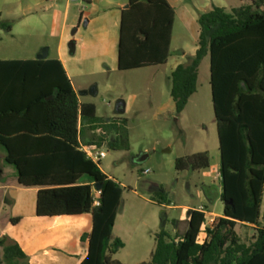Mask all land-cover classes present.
<instances>
[{"label": "trees", "instance_id": "16d2710c", "mask_svg": "<svg viewBox=\"0 0 264 264\" xmlns=\"http://www.w3.org/2000/svg\"><path fill=\"white\" fill-rule=\"evenodd\" d=\"M128 4L121 15L118 69L166 63L174 8L167 0ZM263 4L244 0L231 10L214 6L200 14L197 50L171 73V96L180 114L197 90L202 61L210 57L223 215L199 241L205 214L192 210L186 231L173 235L161 229L151 260L138 264H264ZM11 28L0 18V29ZM105 145L129 150L128 119L107 121L97 115L93 102H81L60 59H0V147L5 161L14 166L21 185L38 188L39 216L91 214V231L81 237L87 253L80 264H123L111 255L125 246L112 235L126 187L82 150ZM210 163L209 152L202 151L177 157L175 168L202 170ZM152 200L169 204L164 188ZM238 224L253 229L249 242L236 230ZM0 252V264H29L8 236L0 237Z\"/></svg>", "mask_w": 264, "mask_h": 264}, {"label": "rangeland", "instance_id": "374dc122", "mask_svg": "<svg viewBox=\"0 0 264 264\" xmlns=\"http://www.w3.org/2000/svg\"><path fill=\"white\" fill-rule=\"evenodd\" d=\"M65 1H57L61 12L65 9ZM79 1L74 0L72 3ZM172 1L176 5V17L169 64L120 71L122 74L114 81L116 89L113 91L108 88L109 84H113L109 83L111 79L95 76L92 80L99 85V91L87 96L88 100L95 102L97 115L105 120L110 121L117 117L128 119L129 150H113L105 145L106 156L100 160L101 170L126 187L117 213L116 230L112 235L113 239L116 235H121L125 246L111 255L113 260L123 264L149 262L156 246L155 234L163 228L173 232L172 219L179 221L177 229L179 233L185 230L187 217L184 210L170 209L152 200L154 193L161 188L169 193L171 204L177 207L179 204L197 206L205 193L209 196L211 211H222L224 207L220 200L221 185L214 184L219 180H213L212 176L203 177L206 171L217 173L220 162L214 110L201 112L205 118L204 130H201L198 123L201 114L193 106L180 114L156 115L155 112L162 99L161 93L168 91L172 84L168 73L170 63L183 52L192 53L197 46L199 34L197 16L214 6H226L228 9L230 6L238 7L244 0H184L183 3L178 2L179 0ZM54 4L55 0H0L2 18L12 26L11 31L0 29V56L37 58L38 54L34 53L37 47L41 48L42 52L48 45L55 46L57 38L51 36L52 20L49 16ZM185 4L189 6L185 7L187 6ZM263 9L264 4L261 7V10ZM207 63L210 65V57L207 58ZM209 74V69L208 73H205L203 68L200 77L204 84H208ZM73 80L76 86L81 81L88 82L86 78ZM149 83H153L150 91ZM131 96L136 97L131 111L119 113L117 111L119 102L129 101ZM202 151H208L210 154L209 168L176 170L177 157ZM144 152L149 154L148 158L137 163L136 159ZM147 168L151 169V172L143 174L142 171ZM15 173L14 166L5 161L4 151L0 147V180L14 181ZM87 178L88 176L84 177ZM210 186H213L215 191L211 192ZM1 195L0 190V199ZM261 211L264 214V201ZM150 230H153L152 233ZM236 230L244 241L251 240L253 236L251 227L238 224Z\"/></svg>", "mask_w": 264, "mask_h": 264}, {"label": "crops", "instance_id": "0c3cea01", "mask_svg": "<svg viewBox=\"0 0 264 264\" xmlns=\"http://www.w3.org/2000/svg\"><path fill=\"white\" fill-rule=\"evenodd\" d=\"M57 1L58 0H55L53 10L49 14L52 20L51 36L57 38V43L55 46L48 45V57L61 60L78 94L79 100L81 102H93L87 99L90 93H97L99 91V85L92 80L93 77L102 76L104 79H111L109 83L113 84H109L108 88L113 91L116 89L114 81L119 74H122L120 71L123 70L118 69L120 24L122 11L129 7L128 0H80L75 3H72L74 0H66L63 12L58 8ZM167 1L174 8L176 17V5L172 0ZM178 2L183 3L184 0H179ZM185 5H187L185 7L189 6L188 4ZM221 7L227 10L235 8V6H230L229 9L226 6ZM27 10V12H29V9ZM199 16H197V21ZM0 18L3 19L1 12ZM52 48L54 49L53 55L51 56L50 53ZM40 49L41 48L37 47L34 53L39 55L41 53ZM196 50L197 46H195L192 53L183 52L180 57L176 56L173 59L172 63H170V70L168 72L170 73V77L172 71L179 64L187 62L188 58L192 57ZM171 56L172 54L169 48V56L165 64H169V58ZM208 57L209 56H206L201 63L197 90L192 94L188 104L182 112L188 110L191 106L197 108L200 114L204 110H214L210 74L208 84H204L200 77L203 68L205 73H208V69L210 72V65L207 63ZM33 58H35V56H28L25 58L0 56V59ZM74 78L78 81L86 78L88 82L82 83L81 81L78 86H76L73 80ZM152 86L153 83H149V91L152 89ZM161 96L162 99L155 114H175L176 110L175 103L171 96V86L168 91L162 92ZM118 97H122V95H118ZM135 98V96H131L129 101H124V111L119 113L130 112L131 107L134 106ZM93 103L95 104V102ZM202 116L203 113L199 118L198 113V123L201 125V130H204L205 118ZM219 167L220 162L218 164L217 173L206 171L203 173V177L212 176L213 180H219V183L217 182L214 184L221 185ZM109 177L111 178V176ZM121 184L123 185V183ZM209 189L211 192L215 191L213 186H210ZM0 190L2 192L0 199V237L8 236L16 241L28 256L29 264H80L87 253L86 245L82 242L81 237L84 233L90 232L92 228V216L90 213L53 217L39 216L36 212L38 188L21 185L17 177L14 181L9 182H2V180H0ZM168 194L169 193H167L169 204L162 205H166L170 209H182L187 217L186 228L182 233H179L177 230L179 221L172 219L174 230L170 233L173 235L183 234L186 231L190 213L194 209L204 212L205 222L210 218L216 219L223 215V210H210L208 202L209 196H207L206 193L201 196V202L197 206L179 204L178 207L171 204V198ZM200 207H204V209ZM15 218H19V220L13 222L12 220ZM117 222L118 220L116 218L113 233H115ZM145 224L146 223H144V225ZM152 231L153 230H150L149 232L152 233ZM116 237L121 238L124 242V238L121 235L118 234ZM0 257H2L1 252Z\"/></svg>", "mask_w": 264, "mask_h": 264}, {"label": "built area", "instance_id": "2783aa9c", "mask_svg": "<svg viewBox=\"0 0 264 264\" xmlns=\"http://www.w3.org/2000/svg\"><path fill=\"white\" fill-rule=\"evenodd\" d=\"M82 150L86 153L87 157L92 159L94 162L100 161L103 157L106 156L107 148L101 147V148H93L90 146H82ZM151 172V169L147 168L142 171L143 174H148ZM201 209H204L203 207H200ZM215 221V218L208 219L205 224H203L201 233L198 236L199 241H202L205 237V229L213 224ZM203 234V238H201V235Z\"/></svg>", "mask_w": 264, "mask_h": 264}, {"label": "water", "instance_id": "95a60500", "mask_svg": "<svg viewBox=\"0 0 264 264\" xmlns=\"http://www.w3.org/2000/svg\"><path fill=\"white\" fill-rule=\"evenodd\" d=\"M48 47H45L43 51L37 56V59H46L48 57ZM117 111L118 112H123L124 111V102L121 101L119 102L117 106ZM149 154L147 152L142 153L137 159L136 162L140 163L143 162L146 158H148ZM101 188L100 185L96 184V189L99 190Z\"/></svg>", "mask_w": 264, "mask_h": 264}]
</instances>
